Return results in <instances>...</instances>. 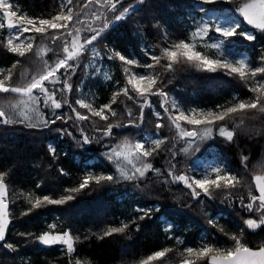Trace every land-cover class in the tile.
Segmentation results:
<instances>
[{
  "label": "trees",
  "instance_id": "1",
  "mask_svg": "<svg viewBox=\"0 0 264 264\" xmlns=\"http://www.w3.org/2000/svg\"><path fill=\"white\" fill-rule=\"evenodd\" d=\"M247 1L218 0L215 4H203V7L234 17L241 24L238 31H251L254 40L236 36L230 38L233 43L228 46L246 55L255 69L264 67V62L259 59L264 53V32L248 25L236 11ZM10 2L18 14L49 18L58 10L59 0ZM85 3L87 0H73L74 12L79 14L81 20H87L96 8L95 5L84 8ZM197 3L198 0H144L143 4H139L137 0H122L123 7L134 4L137 11L114 23L102 39L93 42L102 54L103 62L114 63L111 80L103 81L94 69L84 67L91 62L89 51L80 57L77 70L67 77L72 85V91L65 94L69 104L81 114L90 116V119L76 121L71 108L64 105L57 112L62 116L67 114L73 117L67 122L58 120L54 125L37 128L27 127V122L0 124V172L8 174L5 182L11 218L5 240L0 243V264H69L70 257L63 245L46 246L36 239L46 231L68 230L73 237H79L71 260L75 263L76 259H80L81 264H140L141 260L165 248L171 251L154 264H162L167 260L177 262L185 257L187 247L200 248L201 240L214 248L234 246L235 241L230 238L232 235L238 236L247 247L264 246V226L250 230L244 223L250 218L259 220L260 214L248 212L241 205L242 200L245 204L250 202L249 193L257 194L253 184L254 175L264 174V168L261 167L264 158V113L250 110L220 122L234 130V138L230 142L218 135L217 126L209 139H197L187 148V139L177 136L176 129L160 107L163 97L159 95L150 97V106L145 107L142 122L139 101L128 100L123 95L112 105L117 115L113 117L106 112L108 121L91 117L87 109L76 105V100L83 98L99 109L110 102L114 92L125 86L122 62L107 59L108 49L126 54L132 49L138 51L143 41L152 43L155 53L159 55L160 48L168 43L189 38V16ZM123 7L119 11H123ZM100 26L99 22L94 25L97 28ZM137 28L146 37H136ZM9 31L7 28L0 30V40H4ZM82 35L90 36L91 33L84 32ZM42 44L53 49L45 56L49 64L62 57V41L53 44L50 39L39 35H36L33 51L25 57L8 52L0 44V68L9 69L14 62L19 61L14 69L13 84L22 86L33 75L43 72L44 61L36 56V50ZM199 49L203 51L202 47ZM146 60L149 64L153 63L149 57ZM162 64H167V61H162ZM151 71L161 74L158 86L168 93L169 99L174 95L187 107L197 106L205 110L216 109L218 105L231 106L229 102L235 103L236 100L253 99L255 94L248 88L256 81L264 82V73H258L255 81L249 79L245 83L223 72L200 71L183 63L174 65L171 71L161 66ZM17 97L11 93L0 94V105L15 102ZM57 99L62 97L58 94ZM39 107L46 119L53 118L51 110L43 108L42 102ZM154 107L160 113L159 119L154 115ZM129 111L133 114L131 117ZM130 120H134L139 127L129 125ZM108 123L124 126L114 128L111 136H103L102 130ZM157 123L163 126L157 128ZM182 126L191 128L189 125ZM57 129H66L71 135ZM146 133L166 138L162 149L148 158V162L160 170L159 173L149 172L142 180L117 179L100 185L92 183L90 187L74 194L76 198L72 201L62 205H46L26 216L22 215L30 207L25 200L27 193L59 198L68 194L65 189L78 186L86 168L96 174L118 177L114 165L105 157L104 150L125 138L133 142ZM82 135L88 136L91 143L83 144ZM49 145L55 147V156L50 154ZM185 148L187 152L182 151ZM213 155H216L213 162L240 179V184L235 188L217 190L212 198L201 194L199 198L193 199L190 189L182 183L172 182L168 176L172 165H175L171 170L176 175L201 176L208 168L199 164L198 160ZM242 157H248L247 161L242 163ZM149 208L153 209L150 218L139 219L144 215L139 209ZM209 220H213L216 226L210 225ZM122 223L128 224L124 232L104 236L109 227H119ZM50 224H56L57 227L49 229ZM167 224L171 225L168 232L165 231ZM5 243H12L15 250L5 248ZM196 264H208V258L197 260Z\"/></svg>",
  "mask_w": 264,
  "mask_h": 264
},
{
  "label": "snow or ice",
  "instance_id": "2",
  "mask_svg": "<svg viewBox=\"0 0 264 264\" xmlns=\"http://www.w3.org/2000/svg\"><path fill=\"white\" fill-rule=\"evenodd\" d=\"M218 0H198L195 5V10L201 13L199 20L195 21V28L189 33L187 40L181 39L179 41H172L165 47L160 48V54L155 52H148L145 50L144 55L148 56L153 62L141 63L135 57H128L123 55L120 51L114 49L107 50V59L119 60L123 65V72L125 74V86L114 92L109 103L102 105L99 109L93 107L90 101L83 98L76 100V105L82 109H87L91 117H99L102 121H108L109 113L111 116H116L113 104L118 102V97L123 95L128 100L139 101L140 103V121H143L144 109L150 106V97L159 95L163 97L160 107L164 109L167 114V119L170 124L176 129L177 136L180 139L197 138L200 140L209 139L213 134L214 127L218 126V135L225 138L227 141H232L234 138V130H230L226 125L221 124L229 118L235 117L240 113L258 110L264 113V82L256 81L248 90L255 94V98L250 100H236L235 103L229 102L231 106L218 105L213 109H190L185 111L175 100L169 101L168 93L163 91L159 86L161 74L155 71L141 73L134 69L137 67L144 69H155L157 66L164 67L166 71H171L174 65L183 63L195 67L197 70L206 71L209 73L223 72L230 77H238L245 83L249 79L255 81L258 73H264V67L253 69L247 57L235 58L229 55L226 49L227 44L233 43L229 38L242 36L248 41L255 39V36L249 32L238 31L241 24L238 21H226L220 23L219 17L213 16L212 9H206L201 6L203 4H215ZM137 3L143 4L144 0H137ZM73 0H59V10L51 15L50 18H35L27 15L18 14L14 10V6L10 0H0V30L7 28L10 30L4 40H0V44L7 49L8 52L13 53L19 57H25L28 53L33 51L35 35L25 36V33H32L50 39L53 44L57 41H62V57L57 58L53 64H49L45 59L48 52L53 51L52 48L46 45L41 46L36 50V56L44 61V70L39 75H33L29 82L22 86L12 83L14 69L19 64V61L13 63L9 69L0 68V94H16L19 99L15 102L9 101L6 105H0V124L9 125L15 123L24 124L27 122V127H48L54 125L58 120L73 119L67 114L60 115L57 110L64 105H68L74 113L76 121H86L90 116L83 115L77 111L76 107L69 104L66 98V93L72 91V85L68 80V75L75 72L79 67L80 57L89 50L92 57H99L101 53L94 47V41L103 38V34L116 22L124 20L132 13L137 11L136 5L130 4L123 7L122 0H87L84 8L95 5L87 20H81L78 13L74 12ZM123 7V11L119 8ZM237 12L243 17L248 25L253 26L264 32V0H248L242 3L237 9ZM111 13V16H109ZM118 13V14H117ZM99 22L100 27H94L95 23ZM77 25H80L77 27ZM89 32L90 36H83L82 33ZM216 33L222 39L215 42H207L206 38L210 39V33ZM198 47L205 49L201 52ZM107 48V45H105ZM208 50H215L214 55H208ZM259 59L264 62V53ZM162 61H167V64H162ZM75 62V63H74ZM86 69L94 67L93 64L84 66ZM63 70V71H61ZM100 69L96 68V72ZM62 76L64 77L62 79ZM105 79L111 80V76L104 74ZM58 85H60L58 87ZM80 91L79 88L76 89ZM134 93L135 95H132ZM62 99H57V95ZM235 99V98H234ZM42 102L43 108L50 109L52 112V119H46L43 111L38 105ZM170 105V106H169ZM131 117L133 114L128 112ZM154 115L160 118V113L155 112ZM17 117L19 119H17ZM35 121V122H34ZM243 123V121H241ZM136 124L134 120L129 121V125ZM183 125L192 126L190 129L183 127ZM119 123H108L102 130L103 136H111L113 129L116 127H123ZM160 123L156 124L157 128L162 127ZM67 133L66 129H57ZM71 135V133H67ZM166 142V138L157 136L156 138L145 137L142 141L130 142L127 138L119 145L112 147L105 155L110 163L115 164L119 176L111 174H96L90 169L85 170L81 182L77 187L67 188L66 195H61L59 198H52L44 195L38 196L34 193H27L25 200L30 207L22 213L26 216L32 211L44 207L46 205H62L68 201L74 200V194L79 193L85 188L90 187L92 183L97 185L103 182H114L117 179L136 180L144 179L149 172L159 173L160 170L153 167L152 163L148 162V158L154 156L162 149V145ZM82 143L89 144L91 139L88 136L82 135ZM187 152L188 149H182ZM49 152L53 156L56 155L54 146L49 145ZM175 156V153H173ZM248 157H242V163L246 162ZM127 166H131L130 169ZM264 168V165H261ZM175 168L172 165L168 171V176L171 177L172 182H179L191 190L193 199H197L203 194L209 198L215 191L221 189H232L240 184V179L228 172L219 165L210 166L204 171L200 178L190 177L186 174L176 175L171 169ZM61 172L63 170L61 169ZM8 174L0 172V242L5 240L6 231L10 224L9 202L7 201V185L5 177ZM256 191L259 195H252L249 193L250 202L245 204L243 200L241 205L247 209L248 212H257L260 214L259 220L246 219L244 221L246 227L250 230H256L264 226V176H254ZM40 187V185H37ZM258 201V205L256 202ZM144 215L139 219L143 220L146 217L150 218L153 209H139ZM208 223L213 227L216 226L213 220ZM49 229H55L56 224H50ZM128 228L127 223H122L119 227H109L104 236H110L116 233H122ZM171 230V225L167 224L165 231ZM223 231V229H221ZM20 235H31L30 233H21ZM235 241V247L228 250H221L208 245L206 242L198 249L188 247L185 249V258L181 260V264H196L197 260L210 257L209 264H264V246L258 250H253L242 243L241 239L232 235L230 237ZM36 239L43 245H63L67 254L69 255V264H72L71 255L75 251V243L79 237H73L67 230L54 233L46 231ZM178 239V238H177ZM7 249L15 250L12 243H5L3 245ZM171 249H163L156 251L149 255L146 259L141 260L140 264H151L153 261L160 260ZM184 255V253H182ZM75 264H81L80 259L75 260Z\"/></svg>",
  "mask_w": 264,
  "mask_h": 264
},
{
  "label": "rangeland",
  "instance_id": "3",
  "mask_svg": "<svg viewBox=\"0 0 264 264\" xmlns=\"http://www.w3.org/2000/svg\"><path fill=\"white\" fill-rule=\"evenodd\" d=\"M248 2V1H247ZM72 7H73V5H71ZM201 6H203V5H201ZM58 10H59V3H58ZM57 10V11H58ZM19 14H23V15H25L24 13H19ZM201 13H199L198 11H196L195 9L193 10V11H191V13H190V26H191V28H189L190 29V32L192 31V30H194V28H195V21H197V20H199L200 19V17H201ZM212 15L213 16H216V17H219L220 18V20H219V22L220 23H226V21H237L234 17H232L231 15H229V14H227V13H219V12H217V11H214L213 10V12H212ZM28 17H30V16H28ZM0 19H2V18H0ZM140 30V31H139ZM142 30L141 29H135V32H136V37L139 35V36H142V37H146V34L144 33V32H141ZM245 32H249V33H251V31H249V30H247V31H245ZM252 34V33H251ZM28 35H32L31 33H26L25 34V36H28ZM210 35V39H208V38H206V40H207V42H209V43H211V42H215V41H218V40H220V39H222L221 37H219L218 36V34H216V33H210L209 34ZM36 36V35H35ZM230 39V38H229ZM42 46H44V44H42ZM91 47H94V48H96L97 49V47L95 46V45H92ZM226 49H227V51L229 52V55L231 56V57H235V58H242V57H247L246 55H244V54H241V53H238V52H236L235 50H233V48H230L229 46H228V44L226 45ZM145 50H147L148 52H155L156 51V49H155V47H154V45L152 44V43H146V42H141V44H140V47H138V51H135L134 49H132V50H130L128 53H126V54H124L123 52H121L123 55H125V56H128V57H135L136 59H138L141 63H148L147 62V60H146V57L148 58V56H145L144 55V52H145ZM197 50H199V51H201L200 49H199V47H198V49ZM118 51V50H117ZM205 51V49H203V51L202 52H204ZM89 52H90V60H91V64H93L94 65V67H90V69H94V71L96 72V68H99L100 69V71L99 72H96V73H98L99 74V76L102 78V80L103 81H106L107 79H105V76H104V74L105 73H107V74H109L111 77L114 75L113 74V66H114V63L113 62H111V63H109V62H103V59L101 58L102 57V54L99 56V57H95V58H93L92 57V54H91V51L89 50ZM100 52V51H99ZM214 53H215V50H208V55H210V56H212V55H214ZM248 58V57H247ZM248 61L250 62V60H249V58H248ZM122 68H123V65H122ZM135 71H137V72H141V73H147V72H150V69H144V68H140V67H137V68H135L134 69ZM125 78V77H124ZM116 81V80H115ZM124 83H126V80L124 81ZM122 87H124V85H122ZM121 87V88H122ZM171 98L169 99V101H171V100H175L185 111H187V110H190V109H193V108H196V109H201V108H198L197 106H185L184 105V103H182L181 101H178L177 100V98L174 96V95H171L170 96ZM17 99H19V97H17ZM16 99V100H17ZM15 100V101H16ZM162 100H163V98H161V100H160V103L162 102ZM170 106V105H169ZM38 107H39V105H38ZM97 109H98V107H96ZM208 109H210V108H208ZM42 110V109H41ZM213 110H215V109H213ZM154 111L155 112H159L158 111V109L157 108H155L154 107ZM106 114V113H105ZM107 115V114H106ZM17 119H19L18 117H17ZM35 122V121H34ZM192 127V126H191ZM190 129V128H189ZM145 137H148V138H156L157 136H156V134H151V133H146L142 138H136L133 142H135V141H142V140H144V138ZM187 139V148H189V146H190V144L191 143H193V141H195V140H197V138H186ZM122 140V139H121ZM122 141H124V140H122ZM121 142H119L118 144H116V143H114V144H111L107 149H105L104 150V155L112 148V147H115L116 145H119ZM216 156V155H215ZM215 156L213 155L212 157H209V158H207V159H203V160H198V163L199 164H203V166L204 167H207V168H209L210 166H214V165H217V163L216 162H213L214 161V159H215ZM105 157H106V155H105ZM201 162V163H200ZM263 165H264V158H263ZM113 164V163H112ZM114 165V168H115V171H116V173L118 174V176H119V173L117 172V170H116V166H115V164H113ZM129 169H130V167L131 166H127ZM202 176V175H201ZM201 176H197L196 178H200ZM204 242H206L208 245H210V246H212L210 243H208L207 241H205V240H201L200 241V247L202 246V244L204 243ZM243 243V242H242ZM235 247V245L234 246H231V245H227V246H223L222 245V247H220L219 249H221V250H228V249H230V248H234ZM188 248V247H187ZM192 248V247H191ZM185 258V257H184ZM183 258V259H184ZM207 258H209V257H207ZM182 260V259H181ZM181 260H179V261H177V262H173V261H170V260H167V262H162V264H181ZM158 261V260H157ZM157 261H153V262H151V264H154V263H157ZM72 264H75L74 262H72Z\"/></svg>",
  "mask_w": 264,
  "mask_h": 264
},
{
  "label": "water",
  "instance_id": "4",
  "mask_svg": "<svg viewBox=\"0 0 264 264\" xmlns=\"http://www.w3.org/2000/svg\"><path fill=\"white\" fill-rule=\"evenodd\" d=\"M256 175H261V176H264V174H256ZM256 175H254V176H256ZM254 178V177H253ZM253 184H254V187H255V190H256V185H255V182H254V179H253ZM7 185V184H6ZM7 193H8V186H7ZM256 195L258 196L259 195V193H258V191H256ZM7 201L9 202V204H10V201H9V194H7ZM9 219H10V223H11V218H10V216H9ZM10 225V224H9ZM8 230V229H7ZM68 231V230H67ZM54 233H60V232H54ZM6 235H7V231H6ZM0 243H2V242H0ZM249 248H251V249H253V250H258L260 247H256V248H254V247H249ZM209 260H210V257L208 258V264H209Z\"/></svg>",
  "mask_w": 264,
  "mask_h": 264
},
{
  "label": "built area",
  "instance_id": "5",
  "mask_svg": "<svg viewBox=\"0 0 264 264\" xmlns=\"http://www.w3.org/2000/svg\"><path fill=\"white\" fill-rule=\"evenodd\" d=\"M50 18V17H49ZM32 34V33H31Z\"/></svg>",
  "mask_w": 264,
  "mask_h": 264
}]
</instances>
